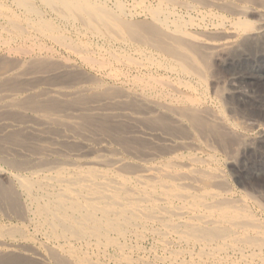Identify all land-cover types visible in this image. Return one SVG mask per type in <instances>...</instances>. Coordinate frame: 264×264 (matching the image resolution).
I'll list each match as a JSON object with an SVG mask.
<instances>
[{
	"label": "bare ground",
	"instance_id": "obj_1",
	"mask_svg": "<svg viewBox=\"0 0 264 264\" xmlns=\"http://www.w3.org/2000/svg\"><path fill=\"white\" fill-rule=\"evenodd\" d=\"M246 79L264 0H0V264H264Z\"/></svg>",
	"mask_w": 264,
	"mask_h": 264
},
{
	"label": "rangeland",
	"instance_id": "obj_2",
	"mask_svg": "<svg viewBox=\"0 0 264 264\" xmlns=\"http://www.w3.org/2000/svg\"><path fill=\"white\" fill-rule=\"evenodd\" d=\"M251 20H254L251 18ZM81 62H76L77 65H82L80 64ZM86 70H88L89 72H92L91 69H88L86 68ZM222 74L220 75H216L215 77H220V80L222 81V84L224 85L225 82H229L230 80V76L227 75L228 73L224 72V71H221ZM224 73V74H223ZM227 76V77H226ZM226 77V78H225ZM222 78V79H221ZM224 78V79H223ZM212 79V78H211ZM209 80L210 84H213V79L212 80ZM224 80V81H223ZM245 82L247 81L244 80ZM212 82V83H211ZM250 82V80H249ZM264 80H260L257 79L255 82H246L248 84L247 87L248 88H252L253 91L256 92V95L257 97L260 99V101L262 102V104H264ZM254 83V84H253ZM206 85V89L209 90L213 87H211L212 85ZM241 84V83H240ZM242 84H245V83H242ZM250 84V85H249ZM222 85V86H223ZM260 86V88H258ZM256 87V88H255ZM256 89V90H255ZM259 90V91H258ZM210 91V90H209ZM210 93V92H209ZM263 93V95H262ZM240 104V101L239 103H237V105ZM263 106V105H262ZM241 107V106H240ZM262 113V114H261ZM255 114L257 116H261V118L264 120V106L263 108H261V111L259 110V113H256ZM244 149V146L243 144L241 145V149L239 150L240 152L238 153H234L232 155V157L229 158V163L231 162V164L227 165L226 162L223 163V168L224 170L226 171V173L229 175V180L232 184V186H239L240 184L242 186H244L245 188H254V189H257L258 191L260 190L261 192L263 191L264 192V151L260 152L261 150H259L258 152H255L254 151H248L246 152L247 150ZM239 154V155H238ZM238 155V156H237ZM231 156V155H230ZM237 156V157H236ZM233 158V159H232ZM259 158V159H258ZM235 159V160H234ZM234 160V161H232ZM238 161V162H237ZM245 161V162H244ZM248 161V162H247ZM261 161V162H260ZM234 162V163H233ZM243 162V163H242ZM260 162V163H259ZM239 163V164H238ZM263 165H262V164ZM256 165V166H255ZM230 166V168H229ZM253 169V170H252ZM232 174V175H231ZM234 177V178H233ZM246 179H245V178ZM250 177V178H248ZM259 177V178H258ZM233 178V179H232ZM251 184V185H249ZM259 191V192H260ZM262 192V193H263ZM264 194V193H263ZM144 245V247L146 248L147 246V249H150V247L153 246V241L152 240H147L145 241L144 243H142ZM152 245V246H151ZM156 254H155V253ZM162 254V251L161 250H158V249H153V251H150L146 257L149 258L150 260H152L153 262H155L156 264H161L160 262L158 263L156 260H155V256L156 255H161Z\"/></svg>",
	"mask_w": 264,
	"mask_h": 264
}]
</instances>
